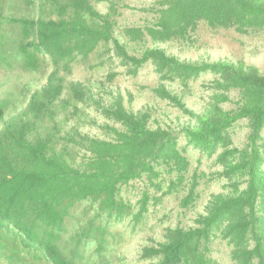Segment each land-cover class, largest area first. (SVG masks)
<instances>
[{
  "label": "trees",
  "instance_id": "16d2710c",
  "mask_svg": "<svg viewBox=\"0 0 264 264\" xmlns=\"http://www.w3.org/2000/svg\"><path fill=\"white\" fill-rule=\"evenodd\" d=\"M124 8L135 7L0 0V264H219L216 240L229 264H264V70L162 47L193 45L198 30L264 39V0H151L143 23L118 26ZM148 65L156 80L143 87L188 117L181 127L118 87ZM200 77L196 111L186 98ZM209 182L220 190L191 224L147 225L150 206L173 196L191 210Z\"/></svg>",
  "mask_w": 264,
  "mask_h": 264
},
{
  "label": "rangeland",
  "instance_id": "374dc122",
  "mask_svg": "<svg viewBox=\"0 0 264 264\" xmlns=\"http://www.w3.org/2000/svg\"><path fill=\"white\" fill-rule=\"evenodd\" d=\"M151 0H126V3L131 8H124L121 10V15L117 17L118 26L124 25H137L143 23L145 13L139 11L141 6H147ZM97 7L101 10L104 9V4H98ZM197 41L193 45L179 44V43H168L162 45L167 53L173 54L181 60H216V59H227L230 61L242 60L246 64H251L264 70V39L261 37L246 38L236 34L233 31H219L213 33L210 31L198 30ZM80 70V69H77ZM1 73V72H0ZM74 76L79 78L81 73L76 71ZM117 85L121 91L128 89L134 95L132 101V108L134 110L142 107L143 105H154L157 109V114H162L160 119L172 124L174 128H179L181 125L186 124L189 120L186 116H181L179 119L176 118L179 115V111L173 108L166 107L163 102L156 100L150 93L149 89L143 87V85H153L156 80L153 69L150 65L144 66L139 70L136 77H130L126 75L117 76ZM204 78L200 77L193 82L191 87V94L186 98L187 105L193 110H200L203 103V97L206 98L208 93L202 82ZM143 87V88H142ZM235 94L232 95V97ZM234 98V97H233ZM225 107L232 106L230 103H226ZM247 132V128L244 122L236 124L231 133L233 143L236 146H240ZM193 165L200 166L202 169H206L207 161L201 160L198 164L196 156L192 159ZM137 188H144L145 183L142 181L134 182ZM202 196L199 199L197 206L191 210H184L178 204V201L173 196H165L160 204H157V211L152 212L154 207H149L147 225L153 223L157 224L158 230L166 225H186L191 224L192 218L195 217L196 212L202 210L205 202L212 192L220 190L219 184L206 183L201 186ZM152 191V189L150 188ZM137 189L132 190L128 195L133 198V195ZM160 194V192H158ZM134 200V198H133ZM132 200V201H133ZM160 219V220H159ZM147 234L146 231H141L135 235H132L130 240L126 243L125 248L129 252L127 253L128 260L134 257V250L137 244L142 242V237ZM213 257L218 260L219 264H229L227 254L225 252L224 245L216 240L213 245Z\"/></svg>",
  "mask_w": 264,
  "mask_h": 264
}]
</instances>
